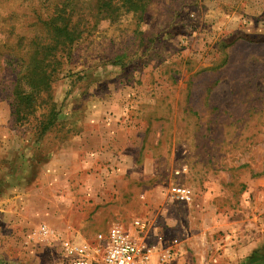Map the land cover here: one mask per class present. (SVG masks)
<instances>
[{"label": "rangeland", "instance_id": "374dc122", "mask_svg": "<svg viewBox=\"0 0 264 264\" xmlns=\"http://www.w3.org/2000/svg\"><path fill=\"white\" fill-rule=\"evenodd\" d=\"M137 3L94 25L96 0H0V169L27 201L0 264H55L42 225L81 240L116 225L135 235V221L156 264H264V0ZM61 8L84 31L36 142L39 118L11 114V66L59 46L46 23ZM11 137L28 139L29 164H3Z\"/></svg>", "mask_w": 264, "mask_h": 264}, {"label": "trees", "instance_id": "16d2710c", "mask_svg": "<svg viewBox=\"0 0 264 264\" xmlns=\"http://www.w3.org/2000/svg\"><path fill=\"white\" fill-rule=\"evenodd\" d=\"M139 0H96V10L98 11L94 25H96L98 17L101 18L103 10L107 12L109 9L114 11L117 4L121 7L133 8L142 7L144 3L138 6ZM59 21L54 23L53 19L46 23L47 29L51 34L49 39L55 41L59 46L46 47V50L39 48L37 45L33 52V58L28 62L18 61V64L12 67L11 71L15 73V78L11 94L8 98H13L9 104L11 114L14 117L16 125L24 124L29 121V117L36 116L39 118L40 125L36 127V142L45 131H47L55 122V114L53 108L49 107L51 95L49 92L54 84L57 75L63 70V67L70 61V49L72 43L78 39L84 29H79V25L72 27V22L63 17L64 9H59ZM53 21V22H52ZM94 28V26H93ZM47 38V39H48ZM49 60H48V58ZM5 68H3L4 70ZM46 93V94H44ZM44 94V95H43ZM43 106V113L36 115L38 106Z\"/></svg>", "mask_w": 264, "mask_h": 264}, {"label": "built area", "instance_id": "2783aa9c", "mask_svg": "<svg viewBox=\"0 0 264 264\" xmlns=\"http://www.w3.org/2000/svg\"><path fill=\"white\" fill-rule=\"evenodd\" d=\"M172 193L183 200L190 191L174 186ZM145 229L143 221H135V235L116 225L106 232L96 233L91 239L76 240L62 237L42 225L38 229V237L48 244L53 243L55 264H152L153 249L140 242Z\"/></svg>", "mask_w": 264, "mask_h": 264}, {"label": "crops", "instance_id": "0c3cea01", "mask_svg": "<svg viewBox=\"0 0 264 264\" xmlns=\"http://www.w3.org/2000/svg\"><path fill=\"white\" fill-rule=\"evenodd\" d=\"M18 142L20 143V147L17 150L14 144ZM1 144V143H0ZM8 146V155L5 157L6 162L3 164H16L20 162L24 165V163L30 162V158L27 154V145L28 139L24 137H11L6 141ZM0 158V162H1ZM1 164V163H0ZM1 167V165H0ZM18 175L16 173H12L11 171L1 170L0 169V239L7 238L10 239L14 235L15 228L22 227L25 224L26 215L24 211L26 209L27 201L24 200L20 192L23 194L24 191L21 190V187L16 183ZM13 232V233H12ZM27 233L20 232L19 235L22 239L26 238ZM253 253V252H252ZM251 253V254H252ZM247 255V254H246ZM228 261L219 257L213 261V264H225ZM152 264H156L154 258H152ZM201 264H207L202 262Z\"/></svg>", "mask_w": 264, "mask_h": 264}]
</instances>
